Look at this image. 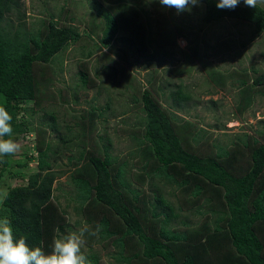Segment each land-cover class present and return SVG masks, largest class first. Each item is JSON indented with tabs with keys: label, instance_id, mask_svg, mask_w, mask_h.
Returning a JSON list of instances; mask_svg holds the SVG:
<instances>
[{
	"label": "trees",
	"instance_id": "16d2710c",
	"mask_svg": "<svg viewBox=\"0 0 264 264\" xmlns=\"http://www.w3.org/2000/svg\"><path fill=\"white\" fill-rule=\"evenodd\" d=\"M85 1L91 19L90 31L84 36L91 38L92 28L99 29L95 34L98 49L119 41L137 52H146V62L158 59L160 49L154 48L157 31H153L146 2ZM21 2L0 0V106L12 116L10 138L17 143L31 129V122L24 117L33 108L25 105L34 102L39 106L40 86L49 82L38 75L36 67L53 63L58 53L83 37L76 25L59 24L53 14L43 28L22 33L25 13ZM217 3L200 0L205 25L232 20L251 26L253 38L264 33V7L239 4L233 10H221ZM11 14L21 22L12 36L7 23ZM162 54L168 56L166 51ZM92 56L93 50L81 54L87 59ZM86 69V64L80 63L77 75L82 88L89 80ZM122 75L130 78L124 72ZM169 84L164 81L156 91ZM240 85L247 97L237 101V111L242 113L254 96H264V71L253 69L251 83L240 80ZM169 98L176 109L184 108L192 99L182 83L173 85ZM133 101L140 102L144 114L142 136L134 138L137 166L141 165L136 179L140 186L135 187L128 178L132 168L127 169V160L119 163L110 155V140L103 146L102 157L79 148L68 157L69 165L82 163L70 174L69 202L74 203L75 215L92 225L100 241L110 244L117 264H264V129L257 131L258 138L245 134L227 146L211 145V149L196 153L189 138L201 141L204 131L188 132L190 124L180 127L178 118L162 108L151 89L141 91L139 99L135 96ZM40 124L56 135L59 145L40 144L35 157L27 156L36 161L37 170L28 174L26 184L7 189L0 200V219L10 220L17 239L24 237L29 247L39 246L50 253L56 229L66 234L70 228L59 197L53 195V184L65 173L53 166L72 139L58 132L54 112H45ZM27 163L13 162L11 155L0 157V179L6 174L10 179H23L14 168L27 167ZM157 181L181 191L185 201L175 207ZM184 206L192 216H203L204 220L199 225L181 220L186 230L174 231L171 224L180 219ZM86 257L90 264H99L96 253Z\"/></svg>",
	"mask_w": 264,
	"mask_h": 264
},
{
	"label": "rangeland",
	"instance_id": "374dc122",
	"mask_svg": "<svg viewBox=\"0 0 264 264\" xmlns=\"http://www.w3.org/2000/svg\"><path fill=\"white\" fill-rule=\"evenodd\" d=\"M143 1L147 3L146 7L151 13L153 31H157L154 48L158 46L160 50L158 59L154 62L145 61L146 52H137L119 41L114 42L111 47L100 46L98 49L100 44L95 34L99 29L92 28L94 34H91V38L84 36V32L90 31L91 19L85 0L21 2V9L25 13L20 29L22 33L43 28L52 17L50 14H53L59 24L76 25L83 37L79 42L69 45L62 54L58 53L53 63L36 67L38 75L49 82L40 86L39 106L34 102L25 105L27 108H33V111H28L24 117L25 121L31 122V129L24 137L21 136L18 142L20 150L11 155L13 162H28L27 167L14 168L23 179H10L7 174L0 179V200L7 189L26 184L28 174L36 172V161L28 160L27 156L31 154L35 157L40 144L45 146L51 143L53 147L59 145L56 135L40 124L41 116L45 112H54L59 126L58 132L72 140L63 146L64 149L57 156L59 158L53 166L54 170L65 173L53 184V195L59 197L60 208L66 211L70 226L67 232L79 231L87 226L86 243L82 252L85 256L96 253L99 264H117L111 256L114 250L108 242L100 241L92 225H88L73 211L74 203L69 202L72 197L70 174L82 163L69 165L68 157L79 148L102 157L105 154L103 146L110 140V155L119 163L127 160V169L130 165L132 168L128 178L133 185L136 184L135 187H139L141 183L136 179L141 165L137 166V145L134 138L142 136L140 121L144 114L140 102L133 100L135 96L139 99L141 91L151 89L155 92L162 108L178 118L177 124H180V127L190 124L192 127L189 126L188 132L204 131L201 141L195 142L189 138L196 153L211 149V145L227 146L230 141L245 134L257 136V131L264 129L263 95L254 96L253 101L242 113L237 111V101L246 97L240 80L251 83L253 69L257 72L264 71V33L253 38L251 26L232 20L205 25L201 22V5L177 14L174 9L162 7L158 0ZM239 4H244L243 0H240ZM257 5L264 7V3ZM8 17L7 23L10 25L12 36L21 22L17 21L14 14ZM2 26L4 27V24ZM181 41L187 42L186 47L181 46ZM91 50V58L81 57V54ZM151 51L150 49L148 52ZM163 51H166L168 56H164ZM82 62L86 64L89 77L86 88L81 87L77 75ZM164 81H169L170 84L166 88L162 86L163 91H156ZM179 83H182L192 99L184 108L176 109L172 107L169 93L173 85ZM100 113L102 116L98 118ZM156 184L163 187L161 182L157 181ZM173 189L169 186L163 187L166 197L178 207L185 201V196L181 191ZM183 208L180 219L171 224L174 231L186 230L187 227L181 220L196 225L204 220L203 216H192L186 206Z\"/></svg>",
	"mask_w": 264,
	"mask_h": 264
},
{
	"label": "clouds",
	"instance_id": "9594fccd",
	"mask_svg": "<svg viewBox=\"0 0 264 264\" xmlns=\"http://www.w3.org/2000/svg\"><path fill=\"white\" fill-rule=\"evenodd\" d=\"M158 2L162 7L174 9L180 14L198 6L200 0H158ZM243 2L247 7L255 8L258 3H264V0H243ZM239 3L240 0H218L216 7L221 10H233ZM180 43L183 47L187 45L186 41ZM11 121L12 116L7 109L0 106V157L14 155L20 150V145L10 138L13 133ZM86 232H88L87 226L66 234L56 229L52 251L45 253L39 246L29 247L24 237L17 239L10 220L6 217L2 218L0 219V264H90L82 252L86 243Z\"/></svg>",
	"mask_w": 264,
	"mask_h": 264
}]
</instances>
